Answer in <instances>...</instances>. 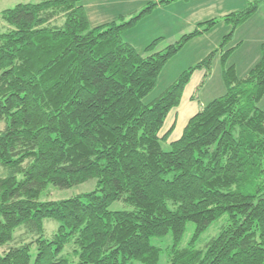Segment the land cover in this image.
<instances>
[{
	"label": "trees",
	"instance_id": "1",
	"mask_svg": "<svg viewBox=\"0 0 264 264\" xmlns=\"http://www.w3.org/2000/svg\"><path fill=\"white\" fill-rule=\"evenodd\" d=\"M82 1L43 0L3 12L0 245L8 249L0 264H159L163 250L152 239L169 233L168 264H264V45L244 76L228 65L234 48L222 52L225 94L169 142L168 115L194 72L211 71L219 49L149 96L169 60L219 19L200 23L162 51L157 38L141 52L123 32L174 0L98 26ZM261 2L224 17L232 30L222 48ZM90 179H97L91 192L42 200L50 186L68 189ZM116 201L130 208L111 210ZM226 215L219 234L198 248ZM46 219L59 223L51 236ZM188 222L196 230L181 247ZM22 229L26 235L17 238Z\"/></svg>",
	"mask_w": 264,
	"mask_h": 264
},
{
	"label": "rangeland",
	"instance_id": "2",
	"mask_svg": "<svg viewBox=\"0 0 264 264\" xmlns=\"http://www.w3.org/2000/svg\"><path fill=\"white\" fill-rule=\"evenodd\" d=\"M41 1L43 0H0V33H4L8 28L7 23L2 17L4 11L13 9L19 4L38 3ZM160 1L162 0H137V2L134 1L131 4H128L130 8L133 4L137 3L138 13L136 15H133L131 18L125 19V21H129L133 17L137 16L149 3ZM203 1V4L206 2L208 3H206L205 6L198 8L193 16L189 15L178 20H172L171 18H169L170 15H175V12L179 9L178 6L172 5L165 9L159 7V10H156L158 7H155L153 9L156 10L155 12H151L152 14L145 15L144 18H142L145 20H139L138 23L132 27L134 29L132 35L134 33L138 35L142 32H145L149 28L154 27L157 23H160L162 21H173L172 23H167L163 25L161 29L159 28V26H155L154 30L151 32L154 33L158 29H160L154 35L155 37H153L152 40L154 41L156 38H161L159 40V43L157 44L156 51H162L167 48V46H169L170 44H173L180 40L182 36L196 30L200 23L214 18L219 19L218 23L211 30L206 32L207 34H205V36L200 35L193 38L189 41L190 43L188 42L189 44L187 43L188 45L186 44L187 46L185 45L173 58L169 60V62L166 64V67L160 74L157 86L149 96L150 99L162 94V92L165 91L172 83H174L185 70L199 64L212 51L219 49L213 59L211 71L207 72V70L205 69H199L194 72L190 80L192 85H196L192 88V90H189V93L193 92L197 100L201 102V105L204 106L208 104L214 98L222 96L226 92V85L223 76L224 69L222 62V52L227 49L235 48L236 43L240 42L242 46H240L238 49L237 47L235 48V50L233 49V52H235V54L233 55V52L231 53V56L228 60V65H234V63H237V66L241 68L242 64H244L246 61L247 51H253L256 47V44L258 43L255 42V39H258V36H263L264 38V2H261L257 12L250 18L249 21L237 27L234 32V36L230 38L227 41L226 45L222 48L221 44L224 41V37L229 34V32L232 30V26L225 22L224 17L226 16V14H229L231 12L223 14L220 9L222 8L223 3L220 4V2L217 0H210V2L207 0ZM256 1L258 0H247L244 7H242V10L247 9L248 7H250L251 3H254ZM233 2H239V0H234ZM229 3L230 0H226L225 5ZM208 39L214 41L217 39V41H215L217 42V45L209 49L208 44H206V41H208ZM5 126L6 122L0 121V131L3 130ZM168 143L164 142L163 144L164 149L166 150H169L170 148V144ZM0 174H6V171L1 166ZM22 177V175L19 176L20 179ZM96 187L97 179H90L87 182H84L68 189H60L50 186L48 190L42 195V200H63L91 192L95 190ZM129 208L130 207L124 201H116L110 206V209L114 211ZM226 219L227 215L223 216L219 220H216L201 236L200 240L197 243V247L204 248L208 240L219 234L222 225L226 222ZM45 226L46 234L48 236H51L57 230L59 223L52 219H46ZM195 230L196 224L193 222H188L186 231L181 242V247H187L189 245V242L192 239ZM17 235V238H19L21 235L26 234L25 231L22 229L17 232ZM173 242L174 239L172 233H169L168 235L163 237H154L152 239V243L163 250L159 264L169 263L168 249L173 245ZM7 249L8 245H0L1 254H4ZM36 253L37 250L36 247H34V249H32L33 259L35 258ZM129 264L144 263L134 260Z\"/></svg>",
	"mask_w": 264,
	"mask_h": 264
},
{
	"label": "crops",
	"instance_id": "3",
	"mask_svg": "<svg viewBox=\"0 0 264 264\" xmlns=\"http://www.w3.org/2000/svg\"><path fill=\"white\" fill-rule=\"evenodd\" d=\"M134 1L137 2V0H83L82 4L85 6L88 12L91 24L93 26H98L108 22L117 21L123 18L128 19L131 18L133 15H136L138 13L137 12L138 4L137 3L133 4L130 8L128 5L133 3ZM207 1L210 2V0ZM217 1H219L220 4L223 3L222 8L220 9L223 14H226L229 12L242 10V7H244L247 0H239V2H233L234 0H230V3L227 5H225L226 0H217ZM203 2H204L203 0H185V1L174 0L169 3L165 2L158 4V6H156L158 7L156 10H159V7L165 9L172 5L178 6L179 9L175 12V15L172 14L169 17L172 20H178L189 15L193 16L198 8L203 7L206 5V3H208L206 2L203 4ZM156 10H153L152 13L155 12ZM172 22L173 21H162L160 23H157L155 26H159V28L161 29L163 25ZM155 26L149 28L145 32H142L138 35L135 33L132 35L134 29L129 28L123 32V39L134 45L141 52H143L145 51L146 47L151 43V41H153L152 39L153 37H155L154 35L160 30L158 29L156 32L151 33L154 30ZM205 34L207 33H204L201 36H205ZM215 41H217V39ZM215 41L211 39H208V41H206V44H208L209 49L217 45V42ZM255 42H258L256 44L255 49L253 51L251 50L247 51L246 61L244 64H242V67L239 68V66H237V63H234L239 76H244L258 62V60L261 57V53H262L261 47H263L262 44H264L263 36H258V39H255ZM240 46H242V44L238 42L236 43L235 48L237 47L238 49ZM234 54L235 52H233V55ZM195 85H192L191 82H189V84L185 88L180 105L176 109L172 110L168 115V118L164 125L163 133L171 132L169 142L178 140L182 136L189 120L195 114H197L203 107V105H201V102L197 100L195 94L193 92L189 93V90H192V88ZM259 106L264 110V97L260 101Z\"/></svg>",
	"mask_w": 264,
	"mask_h": 264
}]
</instances>
